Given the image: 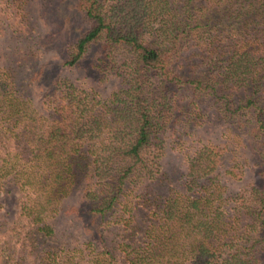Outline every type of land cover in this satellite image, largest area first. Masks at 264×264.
Returning <instances> with one entry per match:
<instances>
[{
    "label": "trees",
    "instance_id": "trees-1",
    "mask_svg": "<svg viewBox=\"0 0 264 264\" xmlns=\"http://www.w3.org/2000/svg\"><path fill=\"white\" fill-rule=\"evenodd\" d=\"M76 1L87 29L57 73H0V198L12 183L20 207L0 264H264V0ZM80 66L124 88L60 76ZM172 86L223 133L176 184L152 98Z\"/></svg>",
    "mask_w": 264,
    "mask_h": 264
},
{
    "label": "rangeland",
    "instance_id": "rangeland-1",
    "mask_svg": "<svg viewBox=\"0 0 264 264\" xmlns=\"http://www.w3.org/2000/svg\"><path fill=\"white\" fill-rule=\"evenodd\" d=\"M116 1L100 0L109 4ZM76 2V0H0V73L2 71L12 73L13 81L16 80L18 83L28 74L38 73L49 64L51 73H57L56 63H61L71 53L73 40L87 29L86 23L82 22L81 16L77 15L74 8ZM93 50L90 51V56L93 55ZM21 59L24 61L19 62ZM32 68L34 69L31 70ZM84 71L85 68L80 66L72 71H62L60 76H68L77 86H85L92 80V85L100 92L98 98L124 88L122 79L114 75L116 74L114 70H105L102 74L113 75L101 81L98 76L88 77L90 78L88 81L83 76ZM261 82L263 90L261 96L264 97V75ZM172 89L176 88L172 86L169 90L159 89L158 92L156 88L152 98L155 106L154 130H157L158 125L161 126L154 134H157L156 144L163 150V177L176 184L184 174L187 155L199 147L201 142L223 144V133L219 132L217 127H210L206 123L216 116L215 111L210 108H206V111H210L206 119L189 117L192 110L197 111L199 106L204 108L203 103L194 102L191 103L190 109L184 110L187 104L186 96L191 95L188 92L189 88L182 91ZM229 143L233 144L230 141ZM222 157L225 160L223 162L230 161L228 165L232 168L231 164L236 158L232 159L227 153ZM233 170L235 173L238 172L237 168L233 167ZM248 177L249 173L245 179ZM4 192L0 198V218L2 224L10 226L19 217V192L12 183L6 185Z\"/></svg>",
    "mask_w": 264,
    "mask_h": 264
}]
</instances>
